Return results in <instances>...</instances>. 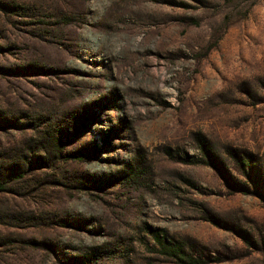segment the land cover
<instances>
[{
    "label": "rangeland",
    "instance_id": "obj_1",
    "mask_svg": "<svg viewBox=\"0 0 264 264\" xmlns=\"http://www.w3.org/2000/svg\"><path fill=\"white\" fill-rule=\"evenodd\" d=\"M245 153L264 0H0V264H264Z\"/></svg>",
    "mask_w": 264,
    "mask_h": 264
},
{
    "label": "trees",
    "instance_id": "obj_2",
    "mask_svg": "<svg viewBox=\"0 0 264 264\" xmlns=\"http://www.w3.org/2000/svg\"><path fill=\"white\" fill-rule=\"evenodd\" d=\"M202 152L211 160L212 163L215 162V159L212 160L210 156V149L205 143H201ZM233 155V153H230ZM235 157V168L239 172L246 182H250L253 188L256 191L257 198L261 201H264V172L261 170V161L256 157H253L250 154H237ZM211 164V163H210ZM247 186H245V189ZM247 242V241H246ZM193 262V261H192ZM193 264H198L194 262Z\"/></svg>",
    "mask_w": 264,
    "mask_h": 264
}]
</instances>
